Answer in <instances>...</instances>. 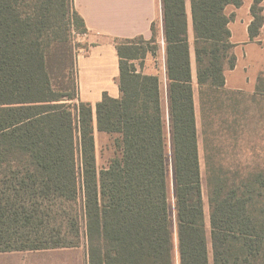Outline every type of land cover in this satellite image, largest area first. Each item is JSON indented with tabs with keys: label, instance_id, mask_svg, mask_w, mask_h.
Wrapping results in <instances>:
<instances>
[{
	"label": "trees",
	"instance_id": "16d2710c",
	"mask_svg": "<svg viewBox=\"0 0 264 264\" xmlns=\"http://www.w3.org/2000/svg\"><path fill=\"white\" fill-rule=\"evenodd\" d=\"M242 1L190 0L207 222L185 0H162L165 101L137 69L158 50L152 23L150 41L115 42L120 96L94 108L78 98L74 0H0V254L83 238L88 264H264V147L252 167L217 158L246 127V109L226 110L238 92L224 79L236 62L224 8ZM250 13L253 40L261 0ZM252 97H264L261 76ZM95 131L117 151L99 172Z\"/></svg>",
	"mask_w": 264,
	"mask_h": 264
},
{
	"label": "crops",
	"instance_id": "0c3cea01",
	"mask_svg": "<svg viewBox=\"0 0 264 264\" xmlns=\"http://www.w3.org/2000/svg\"><path fill=\"white\" fill-rule=\"evenodd\" d=\"M254 0H243L238 8L228 5L224 14L233 18L228 23L230 43L236 62L232 70L224 73L225 88L253 94L256 90L258 77L264 79V0H261L262 26L251 40L248 28L253 22L250 8ZM187 13L188 42L193 40L192 18L190 0H185ZM74 9L83 19L86 33L83 40L88 44L86 58L89 76L83 83L80 79V92L78 98L94 108L106 93L112 98H118V57L115 42L118 40H131L142 37L145 41L152 38L151 25L158 24L159 36L156 41L160 62L157 64L156 56L148 53L139 71L144 75L157 76L161 86L166 92V68L164 55V42L162 35V0H74ZM87 60V59H86ZM81 61V60H80ZM79 61V62H80ZM78 62V63H79ZM162 69V72L161 70ZM190 69L192 83L196 81V62L194 52H190ZM194 88V87H193ZM195 102V94H194ZM196 105V102H195ZM36 255L47 256L60 253L56 250L34 251ZM40 256V257H41ZM12 258L2 264H63L61 260L26 259L14 261ZM78 261V264H83ZM75 264L77 262L75 261ZM88 261L86 259V263ZM211 264V262H210Z\"/></svg>",
	"mask_w": 264,
	"mask_h": 264
},
{
	"label": "rangeland",
	"instance_id": "374dc122",
	"mask_svg": "<svg viewBox=\"0 0 264 264\" xmlns=\"http://www.w3.org/2000/svg\"><path fill=\"white\" fill-rule=\"evenodd\" d=\"M155 29L157 36H159V27L158 24H155ZM72 38V37H71ZM74 42L77 44L74 51V56L76 60L78 76V92H80V79L83 83L90 77L88 72V65H85L89 59L86 58L82 60L83 57L87 55L88 44L83 40V37L80 36L77 40L74 39ZM190 52H194L193 49V40H189ZM157 60L155 63H159L160 54L156 53ZM81 60V61H80ZM80 61V62H79ZM79 62V63H78ZM137 65L138 62H135ZM139 71V67L137 65ZM162 72V69H160ZM194 87L195 94V115H196V128L198 134V153H199V164H200V173L202 178V187H203V199H204V214L206 221L208 222V205H207V196H206V186H205V161H204V145H203V134L201 127V118L199 110V96H198V85L197 83H192ZM167 87V83H166ZM238 93L232 94L230 99H226L225 105L226 110L230 113L232 110L246 109V127L244 132H239L237 134L236 140H221L219 144L220 154L218 155L219 163L224 166L228 165H239L241 168L252 167L256 163V154L260 147H264V97L263 98H253L252 94L245 93L241 91H236ZM162 99L165 101V91L164 86H161ZM225 100V99H223ZM227 112V113H228ZM115 135L94 132V143H95V165L96 169L99 172L101 169L107 168L110 161L117 154V151L113 145V140ZM82 243L77 248L69 249H59L56 250L60 253L57 255H47L41 256L36 255L38 253L34 252H13V253H1L0 254V264L5 261H9L14 258V261L34 259V258H43L51 260H61L63 264H75V261L78 264V261H83L85 264L87 255L84 247V239L81 238ZM41 256V257H40ZM35 260V259H34Z\"/></svg>",
	"mask_w": 264,
	"mask_h": 264
},
{
	"label": "built area",
	"instance_id": "2783aa9c",
	"mask_svg": "<svg viewBox=\"0 0 264 264\" xmlns=\"http://www.w3.org/2000/svg\"><path fill=\"white\" fill-rule=\"evenodd\" d=\"M80 36L84 37L85 34H79V33H75V32H73V38H74L75 40H77V38H79Z\"/></svg>",
	"mask_w": 264,
	"mask_h": 264
}]
</instances>
